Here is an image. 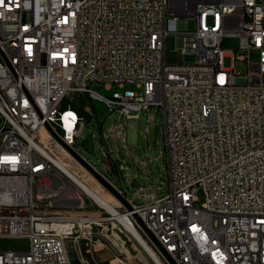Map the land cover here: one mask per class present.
I'll list each match as a JSON object with an SVG mask.
<instances>
[{
  "label": "built area",
  "instance_id": "obj_1",
  "mask_svg": "<svg viewBox=\"0 0 264 264\" xmlns=\"http://www.w3.org/2000/svg\"><path fill=\"white\" fill-rule=\"evenodd\" d=\"M169 16L197 21L176 34L172 53ZM224 36L239 38L229 68ZM113 87L111 96L99 91ZM72 92L117 116L107 131L99 123L98 138L122 186L77 149L86 123L63 107ZM153 108L162 120L156 160L164 156L166 191L138 203L123 186L135 180L137 162L126 121ZM87 187L113 197L119 206L108 220L126 216L163 264H264V0H0V238L28 242L0 250V264H74L73 252L76 264H88L79 234L102 221L104 209ZM135 189L137 197L142 186Z\"/></svg>",
  "mask_w": 264,
  "mask_h": 264
},
{
  "label": "rangeland",
  "instance_id": "obj_2",
  "mask_svg": "<svg viewBox=\"0 0 264 264\" xmlns=\"http://www.w3.org/2000/svg\"><path fill=\"white\" fill-rule=\"evenodd\" d=\"M197 21L195 18L181 17L174 19L169 16L167 27L171 35L167 38V48L170 53L178 46V37L176 34L191 32L196 29ZM222 48L227 52L225 57V67L232 66V53L239 49V38L234 36H224L222 39ZM256 52L251 54V60L257 61ZM194 60L193 56H185V62ZM237 68L241 72H247V65L239 62ZM98 89L97 87H95ZM116 90L113 87L110 90L99 89L104 95H112ZM63 107L71 105L79 114L85 116L86 128L84 138L80 139L76 146L80 153L85 156L97 169L108 175L115 185H121L119 178L114 174L110 175V169L107 170L104 163L101 144L98 138V125H104L107 131L117 121L116 115H109L105 105L100 101H93L81 93H70L63 99ZM88 108L96 110V115L91 114ZM96 132L97 137L92 133ZM126 145L130 154L137 160L134 164L135 180L132 185L124 184V190L129 198L138 203L149 201L152 194L159 195L165 188L159 189L162 180H166L167 174L164 170L165 159L161 156L156 160V156L164 150L162 136V120L157 108L147 115L145 112L140 114V118H130L126 121ZM122 155H126V150L122 149ZM144 163V164H143ZM150 172V179L147 178V172ZM127 178L130 179L128 171H124ZM137 186H142L137 197L134 192ZM133 187V188H132ZM150 187H154L153 189ZM205 202L203 192L199 193L197 205L202 206ZM103 217L108 218L110 215L103 211ZM85 235L79 234L81 256L88 264H148L146 255L141 253V248L137 247L135 241L118 223L110 220H102L89 224ZM72 241V240H71ZM75 244V241H74ZM28 242L23 239H3L0 238V250H25Z\"/></svg>",
  "mask_w": 264,
  "mask_h": 264
},
{
  "label": "bare ground",
  "instance_id": "obj_3",
  "mask_svg": "<svg viewBox=\"0 0 264 264\" xmlns=\"http://www.w3.org/2000/svg\"><path fill=\"white\" fill-rule=\"evenodd\" d=\"M88 188V187H87ZM89 192L93 195V197L96 199L98 204L104 209V211L109 215H115L116 214V207L117 202L113 199L111 195H105L97 188L99 191V194L95 193V191H92L90 188H88ZM117 215V214H116ZM109 218H102L101 220H108ZM85 220L87 222L95 220L92 218V216H86ZM119 224L123 227V229L131 236V238L135 241L137 247L141 248V253L139 254L144 255L145 253L150 254L152 257H154L159 264H163L162 261L159 259L157 252L150 246L149 242L143 238V236L133 228L130 223L129 219L126 216H118ZM82 223V221H81ZM72 226V224H71Z\"/></svg>",
  "mask_w": 264,
  "mask_h": 264
},
{
  "label": "water",
  "instance_id": "obj_4",
  "mask_svg": "<svg viewBox=\"0 0 264 264\" xmlns=\"http://www.w3.org/2000/svg\"><path fill=\"white\" fill-rule=\"evenodd\" d=\"M89 168V167H88ZM89 170L93 173L94 176H96L104 185L105 187L108 188V190L114 194L117 198H119L122 203L125 205V207L127 208L128 211H133V207L132 205L121 195H119V193L109 184H107L105 181L102 180V178L95 172L93 171L91 168H89ZM134 218L137 220V222L140 224V226L143 228V230L146 232V234L151 238V240L159 247V249L167 256V258L173 263L172 259L169 257V255L165 252V250L161 247V245L159 244V242L156 240L155 236L152 234V232L148 229V227L146 226V224L142 221V219L136 214L134 213ZM71 257L73 258V263L76 264V253L73 252L71 253Z\"/></svg>",
  "mask_w": 264,
  "mask_h": 264
}]
</instances>
